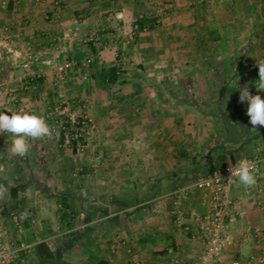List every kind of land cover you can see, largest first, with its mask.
<instances>
[{
	"label": "crops",
	"instance_id": "crops-1",
	"mask_svg": "<svg viewBox=\"0 0 264 264\" xmlns=\"http://www.w3.org/2000/svg\"><path fill=\"white\" fill-rule=\"evenodd\" d=\"M261 3L0 0V48L20 62L24 46H31L40 54L32 70L41 77L24 92L23 70H11L3 54L0 111L24 109L53 128L51 139L30 141L23 159L11 155L12 138L0 136V183L8 187L0 199V250L20 237L32 247L46 241L59 264H202L208 204L193 182L213 167L257 155L256 184L248 190L231 185L228 239L212 264H264V127L252 130L247 103L239 102L245 85L264 99L256 88L257 61L264 59L257 41L264 29L255 27ZM139 18L156 25L139 28ZM69 59L79 69H66L64 79L56 63ZM112 65L122 70L118 91L100 98L96 82L103 83L101 69ZM85 89L93 96L98 134L80 154L66 148L50 110L64 98L73 107L70 97ZM61 195L77 212L70 226L60 219ZM14 204L28 213L20 236L11 221ZM30 257L38 264L33 251Z\"/></svg>",
	"mask_w": 264,
	"mask_h": 264
},
{
	"label": "built area",
	"instance_id": "built-area-1",
	"mask_svg": "<svg viewBox=\"0 0 264 264\" xmlns=\"http://www.w3.org/2000/svg\"><path fill=\"white\" fill-rule=\"evenodd\" d=\"M92 40V39H90ZM96 43L99 42V38H96ZM24 58L18 62V66L26 71V74L21 79L22 90H28L34 85V80L40 77L39 74L34 72H28L30 67V60L33 57L29 50L26 51ZM75 64L73 61H66L57 64L56 70L59 73H63L66 69L73 67ZM69 106L65 102H60L51 108L50 113L52 115L53 122L55 123V129L58 132H63L65 139L64 145L71 146L70 140L72 138L84 137L88 138L90 129L92 126V119L89 116L77 115L72 112ZM249 161L255 165V173L258 172L262 159L253 155L248 158ZM236 162L221 165L214 170L208 172L205 176L197 178L193 182V187L200 189L203 192L204 197L207 200L208 209L202 219V228L206 235L205 248L202 254V264H212L220 262L222 252L227 242V236L224 231L227 226L226 217L229 207L233 204V200L230 196L231 184L227 183V178L230 175L229 167L234 166ZM216 173H219L221 179L215 178ZM11 214V221L14 227L22 232V219L21 215L13 211ZM126 245V242H122ZM126 253L132 255V249L126 245ZM31 245L20 241L5 250H0V264H17L19 261H25V255L30 252ZM129 264H137L134 259L130 260ZM230 264H244L239 260H234Z\"/></svg>",
	"mask_w": 264,
	"mask_h": 264
},
{
	"label": "clouds",
	"instance_id": "clouds-1",
	"mask_svg": "<svg viewBox=\"0 0 264 264\" xmlns=\"http://www.w3.org/2000/svg\"><path fill=\"white\" fill-rule=\"evenodd\" d=\"M259 80L256 82L258 91H264V59L257 61ZM239 102L247 103L246 114L249 117V124L252 130L264 127V99L260 95H252L248 85L239 89ZM11 115L0 111V135H9L11 139V155L14 158H25L31 147L30 141H42L53 137V128L47 120L35 113L24 109L14 110L9 107L6 109ZM230 175L227 183L237 188L243 187L245 190L252 188L256 184L255 165L248 159H241L229 167ZM221 179L219 173L215 178ZM8 194V187L0 183V199H4ZM27 218L28 213L21 214Z\"/></svg>",
	"mask_w": 264,
	"mask_h": 264
},
{
	"label": "rangeland",
	"instance_id": "rangeland-1",
	"mask_svg": "<svg viewBox=\"0 0 264 264\" xmlns=\"http://www.w3.org/2000/svg\"><path fill=\"white\" fill-rule=\"evenodd\" d=\"M220 1H224V0H220ZM256 11H257V14H259V17H262L261 18V20H259V21H257L256 23H257V25L255 26V27H257V28H263L264 29V4L263 3H261V5L260 6H257V9H256ZM243 27H246V26H243ZM113 39V41H114V37L112 38ZM90 40V39H89ZM111 41V40H110ZM113 41H112V43H113ZM230 41V40H229ZM260 44H264V37H260L259 38V40H257ZM86 42H87V40H86ZM99 42L102 44V43H104L102 40L100 41L99 40ZM99 43V45H97L98 47H103L101 44ZM106 44V43H105ZM2 48H0V57L4 54V59L7 61V63H8V65L10 66V68H11V70H14V69H22V68H20L19 66L17 67L16 65L18 64V62L15 60V59H13V55L12 54H14L12 51H8L6 48H4V50H3V52H2ZM24 52H22V54H24V56L26 55V51H28L29 52V50L30 51H32L31 52V55L33 56L32 58H31V60H30V67H29V71L28 72H34V73H37V72H35V71H33L32 70V64L35 62V61H37V59H39L40 58V54L38 53V52H35L34 50H33V48L31 47V46H29V45H26V46H24ZM12 55V56H11ZM24 58V57H23ZM69 61H73V59L71 60V59H69ZM17 62V63H16ZM66 62V61H65ZM74 62V61H73ZM63 63V62H62ZM57 64L58 63H56V66H57ZM60 64V63H59ZM74 64L76 65V63L74 62ZM73 66V67H71V68H73L74 69V67H76V66ZM71 68H69V69H71ZM77 69H79V68H75L74 70H77ZM23 70V75H22V77L26 74V71L24 70V69H22ZM70 71V70H69ZM58 72V71H57ZM84 76L86 77V78H88L89 77V75H88V72H87V70H85L84 72ZM64 74V75H63ZM82 74V73H81ZM59 75H63V77H64V79L68 76V73H67V75H66V71H64L63 73H59ZM83 75V74H82ZM82 81L83 80H85L84 78L83 79H81ZM79 84H84V82H79ZM37 85V82H35V84L30 88V89H28V90H23L24 92H27V91H29V90H34V88H36L35 86ZM4 86V85H3ZM233 86V85H232ZM232 86H230V87H232ZM2 86H0V88H1ZM78 86H76V87H74L73 89H76ZM85 88H86V86H84ZM96 87L98 88H96L97 89V92H99V94H100V98L101 97H107V95L108 94H111V93H114V92H116V91H118L117 89H116V91H115V85L114 86H105L103 83H98V82H96ZM2 89V88H1ZM0 89V90H1ZM230 89V91H231V88H229ZM42 90V89H41ZM72 91V90H71ZM77 92V91H76ZM76 92H72V93H76ZM42 93V92H41ZM98 94V95H99ZM93 95V94H92ZM226 95H227V93H226ZM225 95V96H226ZM71 99H73V103H74V100H76V103H74L73 104V107L71 106V102H70V100L69 99H63V100H59L57 103H60V102H65L69 107V109L72 111V112H75L77 115H83V114H85L86 116H89L91 119H92V128L90 129V133L88 134V138H86V140L88 141V142H91V143H93V144H95L96 143V141H97V134H98V130H97V124H96V122H95V120L93 119V115H92V112H91V109H92V107H94L95 106V103H94V101H93V96H91V94L88 92V90H84V93H83V96H81V95H78V97L77 96H75V95H73V97H70ZM80 98V99H79ZM13 100V99H12ZM56 103V104H57ZM56 104H54V105H56ZM78 106V107H80L79 108V110H78V108L76 107V106ZM53 120V119H52ZM53 126H55V123L53 122V124H52ZM56 127V126H55ZM1 136V135H0ZM66 148H68V149H71L72 147L71 146H66ZM95 148V147H94ZM84 150V148H83V146H80L79 147V153L80 152H85V153H87L88 151H90L91 150V148H86L85 147V150ZM90 153V152H89ZM92 153H94L93 155H94V157H96L98 160H99V162L101 163L103 160H102V155L99 153V151H93ZM81 154V153H80ZM80 171V169L78 170V172ZM73 172H75V173H77L75 170H73ZM78 174V173H77ZM21 219H22V216H21ZM22 223H23V219H22ZM21 223V224H22ZM22 226V225H21ZM22 229H23V226H22ZM20 234H22V232L20 233ZM21 240H25L24 238H22ZM123 240V239H122ZM122 247H123V244H122ZM31 249H32V245H31ZM31 249H30V252L27 254L28 255V257H26L25 258V261L23 262V263H26V264H30V262L32 261V258L30 257L31 256ZM2 250V249H1ZM125 250H126V248H125ZM75 251V249H73L72 250V253H76V252H74ZM32 263V262H31Z\"/></svg>",
	"mask_w": 264,
	"mask_h": 264
},
{
	"label": "trees",
	"instance_id": "trees-1",
	"mask_svg": "<svg viewBox=\"0 0 264 264\" xmlns=\"http://www.w3.org/2000/svg\"><path fill=\"white\" fill-rule=\"evenodd\" d=\"M135 24H137V27L139 28H144V27H149L150 29H152L155 25H156V19H137L135 21ZM93 49V48H92ZM94 50V49H93ZM120 73H122V70L119 66L117 65H112L108 68H102L101 69V79L103 84H105V86H113L118 82V78ZM41 81V77H38L34 80V84L35 82H40ZM54 107V106H51ZM62 141H64L65 136L63 134V132L60 133ZM88 141L84 138V137H80V138H72L70 140V144L72 149L75 151L77 149V147L79 148V146H83L86 145ZM222 165H226V164H222ZM221 166V165H219ZM218 167V166H217ZM216 167H213L210 171L214 170ZM17 193H18V188L14 187L10 189V194L13 198L17 197ZM58 203L60 204V207L58 208L59 214H60V219L61 221H64L68 224V226H70V221L73 218L72 216L77 215V212L75 210V206L73 205L72 201L69 200L66 196L61 195L58 197ZM18 205L14 204L13 208L15 211V213L18 214H22L24 213L23 210H15L18 209ZM25 219L23 220L22 226L23 229L25 228L26 224H24ZM15 232H17V234L20 236L21 232H19L16 228H15ZM22 238H17L15 240L14 243H18ZM27 241H30V239H27ZM26 240H24V242L28 243ZM29 244V243H28ZM31 245V244H30ZM31 251H33L35 257H36V261L38 264H59V261L56 257V253L50 249L49 245L47 244L46 241L42 240L38 243H36L34 245V247H32ZM32 253V252H31ZM28 257V255H25V258ZM17 264H26L23 262H18ZM97 264H107L106 261L104 260H100L98 261Z\"/></svg>",
	"mask_w": 264,
	"mask_h": 264
}]
</instances>
